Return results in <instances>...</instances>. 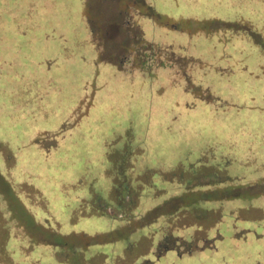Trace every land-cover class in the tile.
<instances>
[{"label": "rangeland", "instance_id": "obj_1", "mask_svg": "<svg viewBox=\"0 0 264 264\" xmlns=\"http://www.w3.org/2000/svg\"><path fill=\"white\" fill-rule=\"evenodd\" d=\"M113 1L104 2L101 0L102 3H100L97 0H88L94 15L105 11L103 30L106 54L109 57L113 56L112 62L117 63L128 55L130 49H122L121 46L128 44L133 35V30L123 31L120 26H117L122 19L117 10L132 6L137 1L146 2V0ZM239 1L238 7H229L226 4L225 8L223 5H219L216 0H153L156 10L167 15L165 17L167 19L159 18L157 21L160 24L176 28L175 40L171 36L173 32H169L166 35H157V41L188 43L187 55L210 60L218 52L213 49L214 53H212L209 48L207 50V46L204 45V41L199 35L200 33L208 34L212 29L216 30L227 26L206 20V18L225 17L226 15L229 19L231 15L238 12L250 11L256 14L260 10H264L262 0ZM177 13L182 18H179ZM255 17L257 18V14ZM79 19L80 12L75 10V3L72 0H0L1 168L12 165L7 151L8 146L13 147L14 150L22 144L23 134L29 132L31 126L42 127L56 124L62 111L70 109L69 105L74 99L73 93L78 91V77L73 78L69 84L65 83L66 91H64V97L55 104L53 119L36 118L38 100L34 99V95L27 90L30 89L28 86L29 68L31 60L39 58L47 35L53 37L57 32H59L58 35L62 33L65 36L66 50L68 52L77 50V42L81 36ZM261 26L263 27L259 32L261 31L264 36V24ZM256 27L260 29V26ZM187 36L192 40H188ZM57 37L58 40L52 44L53 47L57 43H61L60 37ZM195 40L197 41L195 42ZM239 42L243 47L242 54H233L232 60L226 64L238 65L236 58L245 55L246 58L242 62L254 69L261 57L260 51L247 38H243ZM211 46L209 47L211 48ZM214 63L225 65L220 61ZM59 73L58 71L53 76L58 78L60 75L56 74ZM196 73L197 79L202 83H207L212 92L219 93L220 98L227 102H231V100L241 102L243 94L249 95L248 90L252 89L250 86L256 87V93L264 92V78H245L244 73L240 71H235L228 77L219 75L212 70ZM67 79L70 80V77ZM259 81H262V84H259ZM140 82V79L121 81V88L127 89L128 93L125 97L120 93L117 94V105L120 108L128 105L131 110L138 109L139 114H134L138 122L132 125L126 120V123H120V127L114 128L111 131V136L114 138L113 143L107 149V151H116V153L120 152L119 154L124 155L121 160L119 177L115 183L116 188L109 200L105 198L108 214H113L116 221L120 222L119 227L113 228L115 231H112V238H121L115 244L102 245L94 244L95 241L91 240V242L85 238L80 239V237L60 238L51 235L47 230L32 224L24 209L17 206L12 192L6 191V184L0 177V193L11 210L9 215L12 228L20 230L15 233L12 229L5 227L7 225H5L4 217L0 212V264H113L115 257L126 249L128 260L135 261L134 263L153 261V264H264V220L260 223L257 222L259 220L258 212L252 204V201L257 198L256 195L264 191V176H260L261 170L256 171L255 167L247 161L239 162L237 160V158L243 159L245 155V152L237 154V149H241L245 137V132L241 135L238 134L239 123L244 124L242 120L246 115H253V110L247 114L245 109H228L221 114L215 112L212 115L201 110L200 105H196L189 113L184 112L183 109H176L172 112L166 111V115L162 116L164 100L169 103L175 96L157 93L158 76L156 75L150 86V111L144 116L140 113L143 109L144 98L137 99L135 96L136 91H144ZM144 94L140 93L139 96ZM246 101L254 103L250 99ZM80 102H78L80 110L83 111L87 105ZM263 103L264 95L259 99L257 105H263ZM257 111L261 116L264 114V111ZM258 122L253 124L254 130L250 132V136L255 141L261 140V136L264 135L261 133L264 132V122L257 124ZM231 135H237L236 140H231L229 138ZM86 141L81 137V139L66 144L68 153H72L75 160L63 169L62 178L54 177L55 174L49 175V187L45 193L56 219L63 227L66 226L68 229L73 227V230H80L91 237L101 228H105L103 219H86L83 222H76V224L65 221L74 206L71 202L72 197L63 199V189L60 186L70 178L96 175L99 171L93 168L95 164H98L99 168L107 170L110 168V164L106 163V158L99 150L97 142L94 139L87 143ZM60 154L63 156L62 153ZM85 161H88V167L84 166ZM199 165L205 167H199ZM150 170L153 171V174H151L150 184L147 187L145 185L146 175ZM103 173L99 172L102 174V178L96 183L103 184V188H100H102V195L105 197L109 189H107V178L103 176ZM162 174L169 179H163ZM226 175L235 178L233 185L227 182L220 184ZM210 180L215 183V186L210 189L213 192L205 194L208 188L201 183ZM88 183L89 181L85 182L81 188L82 191L88 189ZM24 184L22 179L18 178L11 182L15 195L17 194L20 199L25 201H33L34 197L29 192V187ZM94 184L95 182L92 185ZM185 188L195 191L181 194ZM156 190H177L181 194L182 202L192 201L195 206L198 205L203 210L213 205H206L202 202L203 195H205L204 199H209L207 202L211 203L218 202L223 197L231 199L232 194L239 193L236 197L239 200L233 205L235 214L225 216L224 220L219 222L218 230L223 236V240L217 245L216 252L206 250L181 257H178L175 252H167L155 261L153 260V249L147 251V242L143 238L139 239V232L143 231L132 233L130 236L133 237L135 243L129 242L130 236L127 234L142 224L134 219V215L139 214L142 203L145 204ZM73 193L80 194V191L76 190ZM63 200L67 202L65 203ZM203 210H200L199 213ZM224 211L226 212V208ZM211 218L212 216L209 214L200 215V218L189 217L190 224L186 229L187 233L197 234V231L202 229V225H209ZM235 227L252 229L256 234L262 236L259 240L250 237L246 241L234 244L230 238ZM209 233L212 234L210 231ZM45 241L50 246L49 248L45 247ZM96 241H100L99 238ZM89 242L93 245L88 246V251H84L83 247ZM51 246H57V248L52 250ZM167 246L178 250L182 248L180 243L175 242H169Z\"/></svg>", "mask_w": 264, "mask_h": 264}, {"label": "trees", "instance_id": "obj_2", "mask_svg": "<svg viewBox=\"0 0 264 264\" xmlns=\"http://www.w3.org/2000/svg\"><path fill=\"white\" fill-rule=\"evenodd\" d=\"M72 1L75 3V10L77 9L80 12L81 36L77 42V50L73 52L66 50L65 36L62 33L58 35L59 32H57L53 37L47 35L39 58L30 62V81L28 85L30 89L27 90L34 95V99L38 100L35 117L39 119L46 117L53 119L55 104L59 102L60 98L64 97L65 83H71V80L75 77H78V91L73 93L74 99L72 104L69 105L70 109L62 111V115L56 121V124L42 127L38 125L31 126L30 131L23 134L22 144L14 150L13 147L8 146V155L12 165H14L7 168L0 167V177L6 184V191L9 192L10 190L12 192L17 206L24 209L32 224L47 230L53 236L60 238L80 237V239L85 238L95 241L94 244L112 245L121 238H112V231H115L113 228L119 227L120 222L116 221L113 214H108L106 200H109L110 195L112 196L116 188L115 183L119 177L121 160L124 155L119 154L120 152L116 153V151H107V149L114 139L111 136V131L120 127V123H126V120L132 125L137 124L138 120L134 117V114H139L138 109L131 110L128 105L120 108L117 105V94L120 93L125 97L128 93L127 89L121 88V81L123 80H141L140 84L143 85L144 91H136L135 96L137 99L139 97L144 98L143 109L140 111L144 116L150 111V86L156 75L158 76L157 93L159 95L173 94L175 96L169 103L164 100L162 116L166 115V111L172 112L176 109H183L184 112L189 113L196 105H200L201 110L212 115L215 112L221 114L228 109H245L247 114L253 110V115H246L242 120L244 124L239 123L238 134L241 135L245 132V137L241 149H237V154L245 152V155L243 159L237 158V160L239 162L247 161L255 167L256 171L261 170L260 176H264V135L258 141L250 136L251 130H254L253 124L256 121H259L257 124L264 122V114L261 116L257 111H264V103L263 105H257L264 92L256 93V87L250 86L252 89L249 88V95L243 94L241 102L236 100L227 102L220 98L219 93L212 92L207 83H202L197 79L196 73H205L212 70L219 75L228 77L235 71H240L244 73L245 78H264V36L261 31L259 32L263 27L261 25L264 24V10L256 13L257 18L255 17L256 14L250 11L238 12L231 15L229 19L226 15L225 17L211 16L206 18V20L227 26L221 28L222 31L221 29H212L208 34L200 33L199 36L202 37L201 40L204 41L207 50L209 48V51L214 49L218 52L212 56V59L207 60L206 58L187 55L188 43L157 41V35H166L169 32H173L171 36L175 40L176 28L160 24L157 21L159 18L167 19L165 18L167 15L156 10L153 0L137 1L132 6L117 10L118 15L122 17L117 26H120L123 31L126 29L133 30V35L130 37L128 44L120 45L122 49H130L128 55L114 63L112 62L114 57H109L106 54L105 32L103 30L105 11L94 15L88 0ZM106 1L114 2L113 0H104V2ZM97 2L102 3L101 0H97ZM216 2L226 8V4L229 7H238L240 1L216 0ZM262 4L264 6V0H262ZM177 15L182 18L179 13ZM189 20L192 19L189 18ZM109 24L111 23L109 22ZM256 26H260V29H257ZM57 36L60 37L61 43H57L53 47L52 44L58 40ZM243 38L249 39L251 44L260 51L261 57L254 69L249 68L248 65L242 62L246 58L245 55L236 58L238 65L230 62L231 65L226 64L232 60L233 54H242L243 47L239 41ZM187 39L192 40L188 36ZM212 53L214 52L212 51ZM216 61H220L225 65H216L214 63ZM58 71L60 73L56 75L60 76L56 78L53 74ZM81 71L82 74H80ZM66 77H70V80ZM159 79L161 80L159 81ZM258 83L262 84V81ZM140 93L145 94L139 96ZM247 99L254 103H248ZM79 101L87 105L85 110H80ZM135 104L138 105L137 102ZM81 137L87 140L86 143L94 139L99 150L103 153V157L106 158V163L110 164L108 170L99 168L98 164L93 167L99 172H104L103 176L107 178V189L109 190L105 197L102 195L103 184L96 183L102 178V174H99V172L89 177L82 175L70 178L60 185L63 189V199L72 197L71 202L74 206L66 216L65 221L76 224V222H83L86 219H103L105 228H101L91 237L80 230H73V227L71 229L66 228V226L63 227L56 219L45 193L49 187V175L55 174L54 177L62 178L63 169L75 160L72 153H68L66 144L81 139ZM236 137L237 135H231L229 138L236 140ZM60 153L63 156H60ZM84 166H89L88 161H85ZM202 166L199 165V167ZM151 174H153L152 170L146 175L147 182L145 185L147 187L150 184ZM162 176L163 179H169L164 174ZM16 178L22 179L24 185L29 187V192L34 197L33 201H25L20 199L17 194L15 195L11 182ZM223 180L220 182L221 185L223 182L230 185L235 182V178L229 175H226ZM86 181H89L88 189L82 191L81 188H83ZM94 182L95 184L92 185ZM201 184L208 188L205 194L213 192L210 189L215 186L214 181L210 180ZM76 190H79L80 194H72ZM192 191L195 190L185 188L181 194H188ZM1 194L0 212L4 217L5 225H7L5 227L16 233L19 229L12 228L11 216L9 215L11 210L7 207ZM181 194L177 190H156L151 194L148 200L150 202L145 201V204L142 203L139 214L134 215V219L142 224L130 231L127 236L135 231H143L139 232V239L143 238L147 242V251L153 249V260L155 261L167 252H175L178 257L190 256L206 250L216 252L217 245L223 240V236L218 230L219 222H222L225 216L235 214L233 205L239 200L236 198L239 193H234L230 196L231 199L223 197L218 202L209 203L207 202L209 199H204L205 195H203L202 202L206 205L213 204L203 210L198 205L195 206L192 201L182 202V199L180 200ZM256 197L252 204L258 212L259 220L257 222L260 223L264 220V191ZM63 202L66 203L67 201L63 200ZM224 208H226V212ZM200 210L203 211L199 213ZM207 214L212 216L209 225L204 226L201 224L202 229H199L197 234L187 233L186 229L190 224L189 217L200 218V215L206 216ZM209 231L212 232L211 235ZM261 236L252 229L235 227L230 240L235 244L246 241L250 237L259 240ZM98 238L100 241H96ZM129 242L135 243L133 237L130 236ZM169 242L180 243L182 248L178 250L169 247L167 246ZM44 244L45 247H50L46 241ZM90 245L93 244L86 243L83 247L84 251H88ZM56 248L57 246H51L52 250ZM126 255H128L127 249L115 257L113 264H153V261L130 262Z\"/></svg>", "mask_w": 264, "mask_h": 264}]
</instances>
